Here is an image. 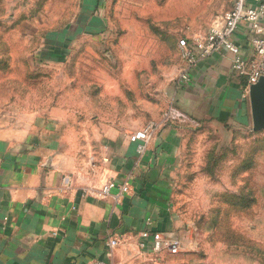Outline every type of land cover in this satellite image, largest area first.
<instances>
[{
  "label": "crops",
  "instance_id": "1",
  "mask_svg": "<svg viewBox=\"0 0 264 264\" xmlns=\"http://www.w3.org/2000/svg\"><path fill=\"white\" fill-rule=\"evenodd\" d=\"M187 4L40 0L0 8V264L172 263L173 251L181 246L172 240L173 202L189 138L221 129L237 133L251 125L249 88L224 50L189 67V80L167 81L176 66L186 67L177 49L164 44L175 42L181 27L170 37L146 35L163 56L175 58L161 70L163 80L157 81L155 70L149 73L147 103H141L139 93L125 98L124 88H130L117 76L101 75L102 68L97 72L88 63L90 47L83 46L110 37L136 41L135 26L170 25L176 19L172 11H186ZM33 9L43 10L22 12ZM121 18L133 30L113 38L110 26L125 25ZM71 25L79 27L76 34L59 35L60 26ZM13 26L24 41L20 53L12 49ZM209 31L184 38L205 37ZM262 32L261 22L238 28L235 40L243 57L252 56L253 41ZM53 40L58 47L60 41L72 42L69 55L44 49ZM113 52L105 53V60L130 57L132 74L144 57L156 65L152 51ZM17 57L27 60L13 67ZM136 89L140 86L130 90ZM143 104L147 111L140 110ZM149 120L158 128L139 154L130 137L141 136ZM108 183L114 185L109 195L104 193ZM110 239H119L116 248L109 247Z\"/></svg>",
  "mask_w": 264,
  "mask_h": 264
},
{
  "label": "rangeland",
  "instance_id": "2",
  "mask_svg": "<svg viewBox=\"0 0 264 264\" xmlns=\"http://www.w3.org/2000/svg\"><path fill=\"white\" fill-rule=\"evenodd\" d=\"M32 1L40 0H0V8L9 2L13 7L16 3L27 7V3ZM192 2L188 0L186 11H172L176 19L170 25L135 26V32L139 37L132 39L136 41H113L110 37L109 41L85 44L83 48L90 47L93 56L88 59V63L98 68L97 72L102 68L103 76H113L114 79L117 76L125 87L131 89L140 86L139 90L134 91L124 88L123 94L125 98H130L132 93H139L141 103H147L148 92H151L146 89V84L151 80L149 73L155 70L154 77H157V81L158 78L163 80L161 70L164 71L172 61L175 62V58H171L168 53L163 56V49L158 43L148 41L146 35L153 33L161 37H170V34L181 27L182 32L175 36V42H164L169 44L170 48L177 49L180 62L182 59L178 41L184 37L204 35L210 29L222 25L232 4V0ZM42 10L22 12L39 15ZM16 12L13 9L11 16L15 17ZM3 13L4 10L0 9V16ZM125 20L121 18L122 22ZM132 28V24L126 22L120 27L110 26L113 38L116 33H131ZM60 30L63 33L60 31L59 35L64 34L68 38L76 34L79 27L60 26ZM2 32L3 27L0 26V33ZM11 32L12 49L15 53H20L24 49V41L19 35L20 30L13 26ZM56 35L57 32H53L54 39ZM53 42L47 43L44 49L58 48L65 56L69 55L73 47L72 42L60 41L59 47L55 45V40ZM119 49L125 52L152 51L156 54L154 58L156 65L150 62L151 57H144L137 64L139 74L137 71L132 74L133 64L130 57H114L107 60L103 57L105 53L109 54ZM26 60L21 57L13 59V67L15 64H24ZM118 66L122 67L119 71ZM183 69L176 66L175 72L169 75L167 81L177 83ZM98 75L99 73H95L96 78ZM129 108L130 106L125 107L126 110ZM147 109L146 104L140 106L141 111ZM241 129L242 131L237 133L231 130L226 132L224 129L198 133V136L193 133L189 138V148L180 166V179L173 202L174 217L171 220L176 229L172 240L180 241L181 246L176 248L178 252L173 251L176 257H172L171 264H264V132H253L252 124Z\"/></svg>",
  "mask_w": 264,
  "mask_h": 264
},
{
  "label": "built area",
  "instance_id": "3",
  "mask_svg": "<svg viewBox=\"0 0 264 264\" xmlns=\"http://www.w3.org/2000/svg\"><path fill=\"white\" fill-rule=\"evenodd\" d=\"M259 22L263 24V32L253 41L252 56L245 58L241 55V49L235 40L236 31L241 26ZM178 50L182 61L186 64L181 72V81L189 80V67L224 50L233 56L235 70L249 88L264 76V0H234L232 9L222 26L210 29L205 37L181 38L178 42ZM157 128L158 124L150 121L144 127L141 136L130 137V141L137 144L139 154H143L150 145ZM113 188L114 185L108 183L104 187V193L109 195ZM123 189L128 190V184H125ZM118 244L119 239L109 240L111 249L116 248ZM91 264L110 263L95 261Z\"/></svg>",
  "mask_w": 264,
  "mask_h": 264
},
{
  "label": "water",
  "instance_id": "4",
  "mask_svg": "<svg viewBox=\"0 0 264 264\" xmlns=\"http://www.w3.org/2000/svg\"><path fill=\"white\" fill-rule=\"evenodd\" d=\"M253 132L264 130V76L249 87Z\"/></svg>",
  "mask_w": 264,
  "mask_h": 264
}]
</instances>
